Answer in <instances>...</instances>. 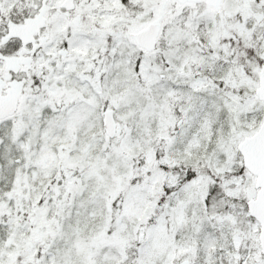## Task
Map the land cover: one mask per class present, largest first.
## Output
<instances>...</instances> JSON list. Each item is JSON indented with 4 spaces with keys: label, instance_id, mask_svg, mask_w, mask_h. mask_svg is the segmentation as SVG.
I'll return each instance as SVG.
<instances>
[{
    "label": "snow or ice",
    "instance_id": "snow-or-ice-1",
    "mask_svg": "<svg viewBox=\"0 0 264 264\" xmlns=\"http://www.w3.org/2000/svg\"><path fill=\"white\" fill-rule=\"evenodd\" d=\"M0 264H264V0H0Z\"/></svg>",
    "mask_w": 264,
    "mask_h": 264
}]
</instances>
